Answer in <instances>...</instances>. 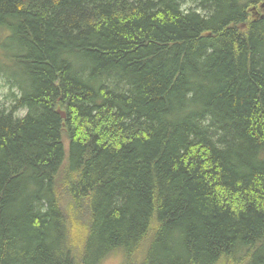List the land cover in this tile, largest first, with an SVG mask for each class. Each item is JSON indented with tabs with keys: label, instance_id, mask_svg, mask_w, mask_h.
<instances>
[{
	"label": "trees",
	"instance_id": "trees-1",
	"mask_svg": "<svg viewBox=\"0 0 264 264\" xmlns=\"http://www.w3.org/2000/svg\"><path fill=\"white\" fill-rule=\"evenodd\" d=\"M259 1L0 0V264H264Z\"/></svg>",
	"mask_w": 264,
	"mask_h": 264
},
{
	"label": "rangeland",
	"instance_id": "rangeland-1",
	"mask_svg": "<svg viewBox=\"0 0 264 264\" xmlns=\"http://www.w3.org/2000/svg\"><path fill=\"white\" fill-rule=\"evenodd\" d=\"M187 7L191 6L190 2H187L185 4ZM256 10V12L258 13V15H262L264 16V0H261L257 3V5H253L251 6V9L249 12H251L250 14V20L261 17V16H254L252 11ZM264 18V17H263ZM4 85V81L3 79L0 77V86ZM6 91V88L0 87V94H4ZM101 264H124L123 261V257H121V255L119 256H111L109 257L107 260L103 261Z\"/></svg>",
	"mask_w": 264,
	"mask_h": 264
},
{
	"label": "flooded vegetation",
	"instance_id": "flooded-vegetation-1",
	"mask_svg": "<svg viewBox=\"0 0 264 264\" xmlns=\"http://www.w3.org/2000/svg\"><path fill=\"white\" fill-rule=\"evenodd\" d=\"M252 12H253V14H254L255 16H257V17H258V16H261V18H263V17H264V16H262L261 14H260V15H258V13L256 12V10H253Z\"/></svg>",
	"mask_w": 264,
	"mask_h": 264
},
{
	"label": "water",
	"instance_id": "water-1",
	"mask_svg": "<svg viewBox=\"0 0 264 264\" xmlns=\"http://www.w3.org/2000/svg\"><path fill=\"white\" fill-rule=\"evenodd\" d=\"M64 117V116H63Z\"/></svg>",
	"mask_w": 264,
	"mask_h": 264
}]
</instances>
